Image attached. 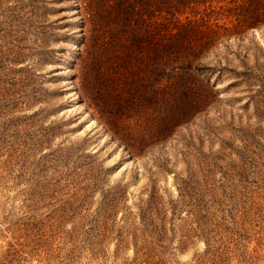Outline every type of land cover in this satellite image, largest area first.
Instances as JSON below:
<instances>
[{
	"label": "rangeland",
	"instance_id": "1",
	"mask_svg": "<svg viewBox=\"0 0 264 264\" xmlns=\"http://www.w3.org/2000/svg\"><path fill=\"white\" fill-rule=\"evenodd\" d=\"M78 2L0 0V264H264V24L218 53L249 84L130 157L79 97ZM187 180L221 199L210 254Z\"/></svg>",
	"mask_w": 264,
	"mask_h": 264
},
{
	"label": "trees",
	"instance_id": "2",
	"mask_svg": "<svg viewBox=\"0 0 264 264\" xmlns=\"http://www.w3.org/2000/svg\"><path fill=\"white\" fill-rule=\"evenodd\" d=\"M78 7V94L127 156H141L215 108L223 78L247 85L260 68L237 70L218 53L232 36L264 24V0H82ZM195 186L177 183L178 202L200 205L197 222L210 254L221 199Z\"/></svg>",
	"mask_w": 264,
	"mask_h": 264
}]
</instances>
